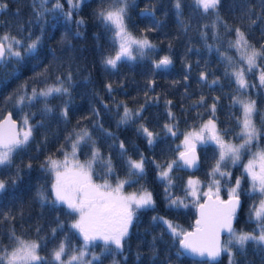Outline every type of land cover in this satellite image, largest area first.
<instances>
[{"label":"snow or ice","instance_id":"snow-or-ice-1","mask_svg":"<svg viewBox=\"0 0 264 264\" xmlns=\"http://www.w3.org/2000/svg\"><path fill=\"white\" fill-rule=\"evenodd\" d=\"M68 4L65 10L64 4ZM194 11L202 15L211 13L215 19L211 24H205L204 29L211 28L212 38H219V27H223L225 33L224 43L227 49L216 52L222 62L225 63V76L236 85L235 91L246 95V99L240 95L232 97V106H239L240 116L230 114L234 119L239 131H234L231 126L218 127L216 116L217 104L220 97H214L213 103L208 106L211 116L198 127L193 125L192 129L185 132L179 130V120L171 110L173 102L165 101V109L168 120L162 125V132L150 130L144 123H139L136 128L137 135L145 139L146 144L153 148L161 140L170 137L183 135L181 145L175 149L169 146L167 151L177 152L178 156L170 161L163 159L166 155L162 150V160L157 163L154 157L145 156L139 149H136L138 159L128 156V149L124 141L116 142L115 133L104 128L100 120L101 110L93 107L92 118L82 116L76 121L72 131L65 136V143L57 148V152L63 154V160L55 159L47 155L39 167L46 173L53 176L49 188L40 185L37 187L35 199L42 204L50 203L53 206H66L68 215H76L77 218L70 224V229L78 232L82 239L80 247H73L68 237L60 240L47 255H41L40 249L46 247L45 238L31 239L27 233H17L15 221L17 214L11 209L0 210V229L4 224L9 227L0 231V264H103L101 256L90 251V247L96 241H102L105 251L111 252L122 250L130 229L138 220L139 213L147 210H156V200L153 192L144 184H140L147 175L146 165H154L157 169L156 179L163 185L165 193V207L167 209L179 210L188 208L190 205L198 209L199 216L195 221L193 230H184L179 224L157 214L151 217L153 223L163 225V232L169 233L176 249L177 257L184 254L206 257L208 261H217L223 254L229 256V264H236L233 249L238 252H245L250 244L264 251V109L258 107L257 99L252 98L253 94L264 96V28L260 42L253 43L249 40L251 29L259 23H264V0H258V5L250 2L239 7V19L248 21L249 31L245 32L241 26H233L224 19L221 14L222 0H192ZM50 5V6H49ZM85 0H33L32 19L41 24V32L44 31L45 19L52 16L53 19L63 17L64 22L77 25L76 35H82L80 26L85 24L83 16H79ZM9 7L6 0H0V11ZM173 7L176 9L177 18L184 25L182 19L183 0H174ZM130 0H97L96 6L92 9L93 17L104 26L111 34L110 41L114 51L108 53L102 59L106 69H117L120 63L134 62L138 58L145 57L149 52H154L157 45L149 38L148 34L157 30L161 21L155 19V7L142 9V14L151 17L149 26L139 30V35H134L129 28L128 21ZM20 9H17L19 12ZM74 15L79 19L73 20ZM32 21L24 23L17 22L15 31L10 23L0 25L4 30L0 31V90L6 88L13 79H19L23 74L20 69L27 66L32 58L36 57V64L33 66L31 76L22 80L12 91L8 92L0 100V174L7 173L6 178H0V194L7 190L9 185H15L22 179L21 171L32 169L31 160L23 167L15 164V157L25 152L28 145L34 140V132L37 128L43 127V121L36 124L31 122V117L36 113L25 112L24 109L42 103L41 109L44 113H51L54 109L50 106L49 98L57 96L70 97L73 86V73L71 69L61 71L62 63H54L57 59L55 49H50L53 61H49L39 71L35 68L40 66L39 50L41 49L42 37L35 35L30 28ZM25 24L29 25L28 27ZM187 30V25H185ZM234 37L228 39L227 37ZM209 33L202 31V38H207ZM169 49L172 44L169 42ZM209 51L212 45H206ZM235 50L238 59L228 55V51ZM173 61L170 55H164L153 61V72L161 67L167 68ZM190 69V65H186ZM229 68L232 70L229 71ZM258 73V75H257ZM255 76L249 80V75ZM185 75L184 80L187 81ZM200 80L208 82V73L201 72ZM175 83V82H174ZM219 78L213 79L210 84L217 85ZM155 81L148 82V88L154 90ZM123 88V84L119 86ZM105 90L111 94L116 91L112 83L104 85ZM255 90V93L252 92ZM145 104L136 109L128 107L124 100H117L111 96L112 108L119 115L116 126L134 124L145 119L143 113L149 101H159V97H148L145 92ZM187 96V90H185ZM103 103V101H102ZM206 98L201 96L194 101L190 107H203ZM11 105L16 111L23 113L19 123L13 119V112L8 111L5 115L4 108ZM70 100L64 102L60 110V116L69 120ZM107 112L112 108L103 104ZM123 109L122 114L120 110ZM200 116V113H197ZM91 128L99 130L105 137L112 139L113 143L109 149L119 148L120 166L125 169V178H120L117 165L114 163L111 151L105 155L97 146L93 138L92 130L82 126L84 121H89ZM231 136V138H229ZM47 136L43 137V143L47 142ZM239 143H234V140ZM66 146L71 148V158ZM213 147L214 163L210 170L205 173L209 178L205 184L200 179L188 178L184 186L183 197L175 196L171 189L175 182L173 173L176 170H199L200 156L198 147ZM87 148L84 153L88 157L81 162L78 154ZM182 148V150H181ZM255 149V150H254ZM245 154L250 158L247 163H242ZM229 165L235 167L241 165L243 171L240 176H233ZM15 168V171H13ZM99 169V171H97ZM247 179L249 186L243 187ZM97 180L101 182H97ZM140 185L137 191L125 192V187ZM206 187L207 190H203ZM222 188L227 192V199L221 198ZM51 197V199H49ZM247 197L252 201L248 207V219L255 222L251 230L237 229L235 224L239 222V213L243 212ZM256 197H259L258 201ZM203 198L204 202H201ZM23 218V209L18 212ZM64 223L57 218V227L50 229L51 237L56 239L57 233L62 231ZM41 229L37 227L36 232ZM227 234V239L222 240V234ZM7 237V243L4 237ZM90 257V258H89Z\"/></svg>","mask_w":264,"mask_h":264},{"label":"trees","instance_id":"trees-1","mask_svg":"<svg viewBox=\"0 0 264 264\" xmlns=\"http://www.w3.org/2000/svg\"><path fill=\"white\" fill-rule=\"evenodd\" d=\"M6 2L9 7L0 11V25L9 22L12 30L15 31L18 21L24 23L31 20V31L42 37L38 57L41 63L39 67L35 68V71L39 72L45 64L53 61L50 49H55L57 59L54 63L64 65L61 71L70 68L73 73L70 97L49 98L50 106L54 109L53 112H42V103L24 109L25 112L36 113L34 117H31L33 124L38 121L44 123L43 127L35 130V138L28 145L26 151L15 157V164L23 167V164H27L31 160L33 167L30 170L24 168L21 171L22 179L14 186L9 185L7 190L0 194V210L8 211L11 209L14 214H17L15 229L18 234L25 232L31 239L45 238L46 247H41V255H47L65 236L68 237L73 247H80L82 244L78 232L69 227L77 216L68 215L66 206L42 204L40 200L35 199V195L38 186L43 185L50 190L52 183V175L44 172L39 167L40 163L47 155L57 157L62 154L57 152V148L65 143V136L73 130L78 119L82 116L92 118L91 109L93 107L101 110L100 120L105 129L115 133L117 144L121 140L125 142L128 156L138 159L136 153L138 148L145 156L154 157L157 163L162 160V150L166 153L163 159L170 161L177 156L178 151L167 150L169 146L173 149L176 148L180 135L170 137L166 141L161 140L153 149L146 144L142 136L137 135L136 128L139 123H144L150 130L161 132L163 136L162 125L168 120L165 109V101L167 100L173 102L171 110L179 120L180 132L191 130L193 125L198 127L202 121L210 118L211 112L208 106L213 103V98L217 96L220 97L216 111L218 127L231 126L234 131L237 130L235 120L230 119V114L238 117L241 115V110L239 106H232V97L240 95V98L246 99L247 96L235 91L236 85L225 76V63L221 61L216 52V48H219L221 52L227 49V44L223 42L225 39L224 29L219 27V38H212L211 28L204 29L203 26L211 24L215 17L211 13L202 15L200 12L194 11L192 0H183L182 19L184 25L177 18L176 9L173 7L174 0H130L128 24L134 35H139V30L149 26L151 20V17L142 14V9L150 6L155 7V19L161 21V25L157 30L149 33L148 38L157 45V49L134 62L120 63L115 70L106 69L102 63L103 57L108 53L114 54V51L110 41L111 34L92 15V9L96 6L97 0H85L86 6L79 13V16H83L85 20V24L79 28L82 35H76L78 29L74 22L66 24L63 17L53 19L52 16L45 18L47 23L43 24L44 31L41 32L43 22L32 19L33 0H6ZM248 2L249 0H222L220 14L230 25L241 26L242 30L248 32V21L245 20L242 24L239 19V7ZM250 2L258 5V0H250ZM64 7L67 10L68 4L65 3ZM17 9L20 11L17 12ZM79 16L74 15L73 20L79 19ZM185 25H187V30H185ZM25 26L28 27L29 25L25 24ZM262 28H264V23L253 26L249 36V40L257 43V46L262 35ZM3 30L0 27V31ZM202 31L209 33L207 38H202ZM233 37L234 33L232 37L227 38ZM169 42L172 44L171 49L168 47ZM206 45H212V50L209 51ZM227 54L238 59V53L235 50L228 51ZM164 55H170L173 61L172 65L167 68L161 67L153 72V61ZM36 61V57L29 60L27 66L20 69L23 74L19 79L11 80L6 88L0 90V100L22 80L32 75ZM186 65H190V69ZM231 70L229 68V71ZM201 72L208 73L207 83L200 80ZM185 75L188 76L187 81L184 80ZM216 78H219L220 83L211 85L210 82ZM248 79L254 80L255 76L250 74ZM151 80L155 81L154 90L148 88V82ZM106 83H112L116 89L111 96H115L117 100H124L129 108L136 109L145 104V92L148 93V97L158 96L159 101H149L143 113L145 117L143 121L121 125L117 128L116 121L119 119V115L112 108L111 96L104 88ZM121 84H123V88L119 87ZM185 90H187V96H185ZM252 92L255 93V90ZM201 96L206 98L205 106L190 107ZM252 98L257 99L258 107L264 109V96L253 94ZM69 100V120L65 121L60 116V110L64 106V102ZM103 104H108L112 111L107 112L103 108ZM0 107H4V105L0 104ZM4 111L5 113L12 111L13 117L18 123L23 115V113L13 109L11 105L5 107ZM122 111L123 109L120 110L121 114ZM197 113L201 115L198 116ZM82 126L92 130L93 138L97 141V146L102 153L107 155L111 151L120 178H125V169L120 166L119 148L109 149V145L113 143L112 139L105 137L99 130L92 129L90 120L84 121ZM45 136L48 139L46 143H43ZM68 148L70 146H66V150ZM197 150L201 160L199 170H176L173 173L176 186L171 191L175 196L183 197V189L189 177L200 179L205 184L209 180L205 173L210 170V166L214 163L213 147H199ZM88 151L87 148L83 149L78 154V158L86 161L88 157L84 153ZM245 156L249 155L245 154L242 161ZM146 169L147 175L144 180L140 181V184H144L153 192L156 210L139 213L138 220L130 229L122 250L114 249L111 252H106L103 243L96 241L95 245L90 247V251L99 254L103 264H229L227 253H223L217 261L195 259L185 254L177 257L178 245L174 243L169 233L163 232L162 234L164 226L153 223L151 217L159 214L179 224L185 230L193 225L194 206L190 205L188 208H181L178 211L167 209L165 207L164 185L156 179L157 169L154 165H146ZM229 170L233 172L234 177L241 175L240 165L235 167L229 165ZM6 177V172L0 174V178ZM97 182L101 181L97 180ZM248 186V180L245 179L243 187L247 188ZM139 187L140 185L126 186L125 190L137 191ZM225 197H227V192L222 188L221 198ZM243 199L245 200L244 210L239 213V222L235 224V227L251 231L255 227V222L248 219V207L252 201L247 197H243ZM256 199L258 201L259 197ZM21 207L23 218L18 215ZM57 218L64 223V228L57 233L56 239L53 240L50 229L57 227ZM8 227V224H4L0 231ZM37 227L41 229L39 233L36 232ZM226 238L227 234L222 236V240ZM4 242H8L6 236ZM233 253L236 264H264V251L254 244H250L243 253L236 249H233Z\"/></svg>","mask_w":264,"mask_h":264},{"label":"rangeland","instance_id":"rangeland-1","mask_svg":"<svg viewBox=\"0 0 264 264\" xmlns=\"http://www.w3.org/2000/svg\"><path fill=\"white\" fill-rule=\"evenodd\" d=\"M209 119V118H208ZM208 119H206V120H208ZM206 120H204V121H206ZM204 121H202L201 123H203ZM200 123V124H201ZM189 131V130H188ZM236 131H239V128H237V130ZM229 138H231V136L229 137ZM183 140V135H180V137H179V140H178V143H177V145H181V141ZM234 143H239L240 141L237 139V140H234L233 141ZM199 148V147H198ZM181 150H182V148H181ZM67 151L69 152V156H70V158H71V148H68L67 149ZM178 154V153H177ZM178 156V155H177ZM53 158H55V159H59V160H63V154H61L60 156H57V157H53ZM250 158V156H245V159L242 161V163H247V160ZM80 160V159H79ZM81 162H85V161H82V160H80ZM242 171H243V168H242V166L240 165V174L242 173ZM192 179H195L194 177H191ZM52 181H53V176H52ZM203 190H207V188L206 187H204L203 188ZM125 192L126 193H130V192H133V191H130V190H125ZM77 218V217H76ZM227 239V238H226ZM100 242H102V241H100ZM103 243V242H102ZM92 252V251H91ZM92 253H94V252H92ZM90 258V257H89Z\"/></svg>","mask_w":264,"mask_h":264},{"label":"water","instance_id":"water-1","mask_svg":"<svg viewBox=\"0 0 264 264\" xmlns=\"http://www.w3.org/2000/svg\"><path fill=\"white\" fill-rule=\"evenodd\" d=\"M160 59V58H159ZM7 113H5V115H6ZM13 119H15L14 117H13ZM16 120V119H15ZM18 122V121H17ZM197 152H198V150H197ZM179 154V153H178ZM177 154V155H178ZM189 171H193V170H195V169H188ZM222 199H224V200H226L227 199V197H225V198H222ZM201 202L203 203L204 202V200H203V198L201 199ZM194 213H195V216H194V219H193V225L190 227V228H188V229H185V230H187V231H191V230H193V228H194V226H195V221H196V219L198 218V216H199V213H198V209L196 208V207H194ZM226 234V233H225ZM225 234H222V236L223 235H225ZM221 239H222V237H221ZM185 255H187V256H190V257H192V258H195V259H206L207 260V258L206 257H199V256H193V255H191V254H185ZM220 258V257H219ZM218 258V259H219ZM217 259V260H218Z\"/></svg>","mask_w":264,"mask_h":264}]
</instances>
